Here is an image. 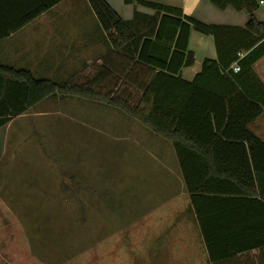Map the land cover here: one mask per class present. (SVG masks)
<instances>
[{"label":"trees","instance_id":"1","mask_svg":"<svg viewBox=\"0 0 264 264\" xmlns=\"http://www.w3.org/2000/svg\"><path fill=\"white\" fill-rule=\"evenodd\" d=\"M59 1L0 0V40ZM87 1L112 53L102 65L62 84L0 66V130L44 101L99 94L169 142L208 261L214 264L215 253L227 257L244 251L230 243L234 238H225L229 226H214V203L250 202L264 208V142L248 129L264 109V84L253 71L264 57V23L253 18L258 4L206 0L219 10L230 7L250 16L244 27H235L204 24L179 8L141 0L123 2L154 15L136 12L125 21L105 0ZM191 31L213 38L217 58L205 60L187 82L181 71L195 61L188 49ZM228 156L244 161H224ZM249 189L254 193L245 194ZM233 229L239 231L235 237L243 228Z\"/></svg>","mask_w":264,"mask_h":264},{"label":"rangeland","instance_id":"2","mask_svg":"<svg viewBox=\"0 0 264 264\" xmlns=\"http://www.w3.org/2000/svg\"><path fill=\"white\" fill-rule=\"evenodd\" d=\"M58 99L0 131V264H193L169 142L99 94Z\"/></svg>","mask_w":264,"mask_h":264},{"label":"crops","instance_id":"3","mask_svg":"<svg viewBox=\"0 0 264 264\" xmlns=\"http://www.w3.org/2000/svg\"><path fill=\"white\" fill-rule=\"evenodd\" d=\"M105 1L125 21H130L136 12L154 15L153 10L136 3L126 5L123 0ZM141 1L179 8L184 15L208 25L244 27L250 20L245 11L237 12L230 7L219 10L206 0ZM255 1L258 10L253 18L258 23H264V4L260 5V0ZM188 49L193 53L195 61L193 66L182 69L181 78L191 82L200 73L205 60H216L217 52L213 38L196 31L190 33ZM111 53L108 37L100 27L87 0H61L18 31L0 40L1 67L25 71L34 79L57 84L70 82L87 73L92 66L102 65L104 59ZM234 67L236 65H233L232 69ZM253 71L264 84V57L253 65ZM248 129L264 142V109L262 114L249 124ZM224 161L244 160L228 156ZM225 176L229 177L228 173ZM244 193L254 191L249 189ZM185 195L188 198L186 192ZM189 210L190 203L186 210L180 211L176 217L183 226L187 222L195 224L197 236L201 239L197 224ZM216 225L229 226L231 229L226 232L225 238H234L230 243L233 240L234 247L236 249L243 247L244 251L227 257L215 253L214 264H264V208L261 204L233 201L214 203V226ZM236 227L243 229L241 234L232 237L239 233L233 229ZM214 236L217 237V234ZM203 250L200 258L194 255L193 264H211L205 249ZM191 253L195 254L194 251ZM183 261V264H192Z\"/></svg>","mask_w":264,"mask_h":264},{"label":"built area","instance_id":"4","mask_svg":"<svg viewBox=\"0 0 264 264\" xmlns=\"http://www.w3.org/2000/svg\"><path fill=\"white\" fill-rule=\"evenodd\" d=\"M259 4H260V5H263V4H264V0H260V1H259ZM238 70H239V69H238L237 66L233 68V71H234V72H237Z\"/></svg>","mask_w":264,"mask_h":264}]
</instances>
